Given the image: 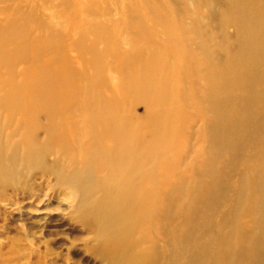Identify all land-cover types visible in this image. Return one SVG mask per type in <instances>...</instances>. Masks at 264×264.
Instances as JSON below:
<instances>
[{"label":"rangeland","instance_id":"374dc122","mask_svg":"<svg viewBox=\"0 0 264 264\" xmlns=\"http://www.w3.org/2000/svg\"><path fill=\"white\" fill-rule=\"evenodd\" d=\"M117 1L0 2L1 28L26 49L18 59L7 57L15 47L0 52V264H188L204 253V264L213 256L221 264H264V212L257 204L264 137L252 136L237 156L216 159L225 173L221 192L208 210L192 209L211 183L201 163L210 147L201 102L207 81L182 80L180 59H190L184 43H165L151 23L134 36ZM198 2L186 8L205 18ZM169 32L179 35L176 26ZM147 35L154 44L144 41ZM128 126L162 130L156 144H143L152 153L133 176L126 163L117 165L116 139H106L116 131L120 155L128 158ZM83 176L97 189L88 215L81 212L87 189L77 191ZM141 182L145 189L130 191ZM172 190L171 210L184 211L171 224L177 241H167L159 224ZM254 242L261 250L251 258Z\"/></svg>","mask_w":264,"mask_h":264},{"label":"bare ground","instance_id":"6f19581e","mask_svg":"<svg viewBox=\"0 0 264 264\" xmlns=\"http://www.w3.org/2000/svg\"><path fill=\"white\" fill-rule=\"evenodd\" d=\"M190 1L188 3L185 0H118L117 5L118 8L125 11V17L128 20L126 23L127 28L130 32L135 30L134 36H137V29L143 30L145 25L151 23L154 29H159L158 31L164 37L165 43L171 42L176 46L179 43H184L190 59H180L182 64L180 76L182 80L189 83L192 78L198 81L202 78L207 81L208 86L202 91L204 96L201 97V102L208 115L205 127H207V143L210 147L208 158L203 159L201 163L207 169L211 183L208 187H202V189L206 187L208 193L202 198L200 196L194 198L192 209L196 206L199 209L208 210L215 197L221 192L222 188L219 181L225 177L223 176L225 174L223 170L215 168V160L219 159L221 162L225 153L237 156L245 148L246 141L251 140L254 135L258 134L260 139L264 137V0H199L198 8L200 11L206 12V17L202 18L209 22V27L199 21V19H202L201 17H197L193 11L186 8L195 2V0ZM12 22L13 20H10L8 24ZM137 25L138 28H136ZM174 26L177 27L179 35L176 33L173 37L170 36L169 28ZM209 28L217 32L219 44L213 45L212 38L215 35ZM231 28L236 29L233 37L228 35ZM18 29L16 27L13 34L20 39ZM231 39L234 40L233 44L230 43ZM144 41L149 44L155 43L151 35H147ZM195 43L198 47L196 50H191V46ZM11 47L17 48L16 55L7 57L18 59L26 54V49L21 42L9 36L0 26V52L3 55ZM87 51H89V48ZM195 54L197 57H202L204 62L200 63L199 60L193 62L194 57L192 55ZM182 92L180 83L178 93L183 100ZM168 96L165 94V100ZM187 104L189 105L188 101L185 106H188ZM164 105H166V102ZM169 106L174 109L175 105L170 104ZM168 120L164 116L163 123L166 127H168ZM103 123L105 124V121ZM125 129L131 140L128 144V148L129 146L131 148V155L128 158L120 155V150L124 144L117 139L116 131H112L106 136V139H116L117 165L126 163L130 176H133L136 171L145 169L147 153H152L149 146L144 150L143 144H156V139L160 137L159 134L162 130L150 129L147 132L146 129L145 132L144 130L141 132L140 129L132 126ZM139 143L141 144L139 145ZM255 144H260L258 139H256ZM197 175L202 178V173L199 171ZM79 181L81 185H78L77 191L81 193L87 189V196L83 198L81 212L88 215L93 211L89 202L92 194L97 192V189L94 185L90 186L89 182L91 183V181H88L84 176ZM178 183V185H181L184 181ZM216 186L220 188L218 192L215 190ZM129 188L130 191L133 189L137 192L138 189L139 191L145 189V184L141 182L140 185H129ZM259 190L260 192H258L261 193L263 198L261 197L257 204L261 206L260 213H263L264 185ZM172 193L173 190L168 193L167 200H165L167 207L170 205V210L159 221L160 232L164 234L167 241L169 239L177 241L178 228L171 224L175 223L173 222L174 219L181 218L178 214L183 215L184 212L179 213L177 211V213L171 210L172 199L169 195H172ZM165 222L168 224L167 229L163 228L162 230L161 224ZM169 227L173 228L172 232H169ZM242 242L241 235L240 243ZM258 250L261 249L254 242L247 251L253 252L252 258L260 254ZM213 252L211 251L208 255V259H210ZM156 253L162 254V250L160 249ZM205 256L204 253L196 258L192 257L188 264H204L203 258ZM228 257L231 258L232 254H228ZM211 258H213V264H221L217 256ZM153 264L157 263L154 261Z\"/></svg>","mask_w":264,"mask_h":264}]
</instances>
